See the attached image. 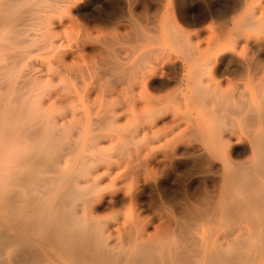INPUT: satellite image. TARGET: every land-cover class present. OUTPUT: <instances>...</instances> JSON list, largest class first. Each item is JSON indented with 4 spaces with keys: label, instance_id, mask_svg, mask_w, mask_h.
<instances>
[{
    "label": "rangeland",
    "instance_id": "1",
    "mask_svg": "<svg viewBox=\"0 0 264 264\" xmlns=\"http://www.w3.org/2000/svg\"><path fill=\"white\" fill-rule=\"evenodd\" d=\"M259 110L264 0H0L3 219L72 209L131 255L213 195ZM17 244L0 264L32 260ZM45 252L38 264H73Z\"/></svg>",
    "mask_w": 264,
    "mask_h": 264
},
{
    "label": "bare ground",
    "instance_id": "2",
    "mask_svg": "<svg viewBox=\"0 0 264 264\" xmlns=\"http://www.w3.org/2000/svg\"><path fill=\"white\" fill-rule=\"evenodd\" d=\"M261 112L259 110L257 118L252 115L256 112L247 114V117H252L250 120L244 118L249 121L244 122L247 125L243 124L246 137L243 141L231 144L232 152L229 150L230 155L223 157L220 170L215 169L216 172L219 171L213 176L215 177L213 195L206 198L204 194L201 196L199 194L196 204H189L190 202L186 204L183 213L181 212L183 214L181 220L169 227L165 237L160 241L149 245L139 242L138 245L136 243L137 246L135 245L138 250L133 254H127V251L118 254L104 241L102 232L97 231L89 223L90 220L81 221L72 209V211L59 209L57 212L48 209L27 217L14 210L15 212L9 211L11 213L7 219L0 215V252L17 243L19 244L15 246L16 248L18 245L23 247L22 243H29L30 246L26 247L31 249L35 243L26 236L33 234L38 243L42 242L43 245H36L41 246V249L35 247V250L32 249L35 253L30 258L35 261L23 258L29 256L30 249L24 250L29 254L17 249L21 254H26L24 256L18 255L19 252L13 248L15 252L12 253H17L13 255H17L14 258L21 256L23 261H30L28 264L33 262L38 264L47 258L49 252H45L46 249L57 248L59 253H64L62 254L64 257L73 259V264H122L120 262L122 259L128 264H264V116L260 118ZM238 145L244 148L247 157L240 159L242 154L238 157ZM69 181L65 182L66 186L69 185ZM13 195L11 198H8L10 195L6 197L9 199L6 204L10 208L14 207L13 202L18 201L21 196ZM2 198L6 201L5 197ZM25 205L20 212L22 209L25 210L27 207ZM9 207L5 208L8 210ZM57 207L61 208V205L58 204ZM15 213L24 215V219L18 220ZM39 228L47 229L41 230L46 233H35ZM38 249H44V253ZM72 254L75 258L69 257Z\"/></svg>",
    "mask_w": 264,
    "mask_h": 264
}]
</instances>
